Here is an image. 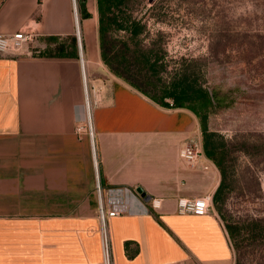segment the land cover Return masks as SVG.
Listing matches in <instances>:
<instances>
[{
	"label": "crops",
	"instance_id": "crops-1",
	"mask_svg": "<svg viewBox=\"0 0 264 264\" xmlns=\"http://www.w3.org/2000/svg\"><path fill=\"white\" fill-rule=\"evenodd\" d=\"M76 3L77 15L73 0H0V33L37 35L23 55L0 56V264H99L98 182L142 192L128 197L130 214L109 220L113 264H235L217 213L177 212L180 199L213 196L222 181L206 156L209 170L180 157L197 116L105 68L97 3ZM85 79L96 88L95 149L77 131L88 123ZM147 197L163 199L162 209Z\"/></svg>",
	"mask_w": 264,
	"mask_h": 264
},
{
	"label": "rangeland",
	"instance_id": "rangeland-1",
	"mask_svg": "<svg viewBox=\"0 0 264 264\" xmlns=\"http://www.w3.org/2000/svg\"><path fill=\"white\" fill-rule=\"evenodd\" d=\"M114 12L119 22L137 20L144 30L133 39L113 23L109 57L141 47L161 58V81L154 79L157 88L147 87L152 95L161 96L160 86L183 75L214 95L207 128L216 134L224 173L204 151L223 183L219 201L213 195L212 211L227 229L234 228L235 264H264V0H125ZM99 28L98 12L96 39L103 61ZM95 89L89 85L91 106ZM196 122L204 150L201 119Z\"/></svg>",
	"mask_w": 264,
	"mask_h": 264
},
{
	"label": "trees",
	"instance_id": "trees-1",
	"mask_svg": "<svg viewBox=\"0 0 264 264\" xmlns=\"http://www.w3.org/2000/svg\"><path fill=\"white\" fill-rule=\"evenodd\" d=\"M125 0H97L99 22H100V46L103 61L109 66L111 71L118 77L124 79L131 86L139 90L141 93L150 97L152 100L159 103L166 108H186L191 110L197 117L201 119L202 130L205 134L204 151L208 158H210L219 169L224 173V167L218 159L221 154L220 148L216 146L214 137L215 133L209 132L207 128V117L210 108L214 106V95L208 90L200 87H195L192 84L188 75L175 78L168 86H160L161 96L152 95L147 87L155 86V80L161 81L160 71L164 69L163 63H160V57L154 55L153 50L142 49L141 47L134 50V53L128 54L123 51L109 57V30L113 23L118 25V28H126L131 34L132 38H137L144 30V26L137 20H125L126 22H119L118 16L114 12V8L121 6ZM80 13L83 18L90 17L87 12L86 3L81 2ZM127 26H125L126 24ZM127 44H125L126 46ZM139 45V44H138ZM137 45V46H138ZM157 88V86H155ZM166 99H172V102H167ZM223 183L218 187L214 201L220 199L222 193ZM230 237H234V228H228Z\"/></svg>",
	"mask_w": 264,
	"mask_h": 264
},
{
	"label": "built area",
	"instance_id": "built-area-1",
	"mask_svg": "<svg viewBox=\"0 0 264 264\" xmlns=\"http://www.w3.org/2000/svg\"><path fill=\"white\" fill-rule=\"evenodd\" d=\"M73 1L75 13L77 15V3L76 0ZM36 37L37 35L35 34V32L30 29H21L10 34L0 33V56L19 57L23 55L26 48L35 41ZM89 118L86 128L81 126L77 128V131L81 135L87 132L90 137H92L94 129ZM180 157L185 162V164L192 169L201 167L204 170H209L210 168V163L203 162L205 160V155L202 143L188 142L183 144L180 149ZM95 168L98 172L96 163ZM96 192L98 195V218L100 222V237L102 249V261L99 264H113L109 220L117 216L130 214L132 212V209L129 205L128 197L138 195L140 196L142 192L138 190H129L127 188L121 190L109 189L105 191L100 182L97 183ZM213 203L214 201L212 195H204L191 199L183 198L180 199L177 203V212L179 214L204 215L212 210ZM146 204L148 205V208H150V210L159 211L163 207V199L156 197H147Z\"/></svg>",
	"mask_w": 264,
	"mask_h": 264
},
{
	"label": "bare ground",
	"instance_id": "bare-ground-1",
	"mask_svg": "<svg viewBox=\"0 0 264 264\" xmlns=\"http://www.w3.org/2000/svg\"><path fill=\"white\" fill-rule=\"evenodd\" d=\"M77 34H78V37H79V39H81V30H80V28H79V20H78V29H77ZM85 98H86V102H85V104H86V107H87V110L89 111L88 112V118H89V120H92L91 119V111H90V108H89V106H90V102H89V95H88V86H87V80H86V86H85ZM91 141H92V146H93V148L95 149V139H94V133H93V136L91 137ZM97 163V162H96Z\"/></svg>",
	"mask_w": 264,
	"mask_h": 264
},
{
	"label": "water",
	"instance_id": "water-1",
	"mask_svg": "<svg viewBox=\"0 0 264 264\" xmlns=\"http://www.w3.org/2000/svg\"><path fill=\"white\" fill-rule=\"evenodd\" d=\"M78 14V13H77Z\"/></svg>",
	"mask_w": 264,
	"mask_h": 264
}]
</instances>
